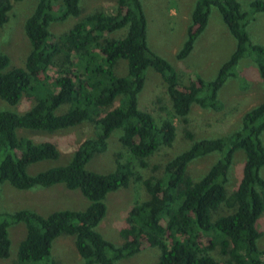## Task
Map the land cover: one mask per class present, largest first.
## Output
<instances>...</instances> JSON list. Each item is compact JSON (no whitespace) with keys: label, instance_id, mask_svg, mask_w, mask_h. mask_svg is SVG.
<instances>
[{"label":"trees","instance_id":"trees-1","mask_svg":"<svg viewBox=\"0 0 264 264\" xmlns=\"http://www.w3.org/2000/svg\"><path fill=\"white\" fill-rule=\"evenodd\" d=\"M17 1L0 0V26ZM56 2L36 0L25 18L23 31L31 48L23 67L3 71L8 57L0 53V99L13 105L22 93L41 94L21 114L0 110V183L7 182L16 189L61 183L69 190L78 189L88 204L83 210H55L46 216L26 208L0 212V258L8 254V226L21 222L24 236L17 245L14 264L39 260L56 264L49 251L52 240L61 234L72 236L82 264H114L137 253L143 245L158 250L155 264H219L210 254L215 247L219 254L227 255L230 264H264V250L255 244L260 232L254 227L264 211V179L259 175L264 163L259 138L264 128V95L242 114L237 130L227 136L193 141L164 163L159 176L140 177L131 163L118 160L107 173L85 169L93 153L105 150L106 139L115 128H121L118 141L141 168L147 166L145 158L158 147L171 145L174 118L184 137L191 139L186 127L190 105L218 110L217 91L227 77L234 75L235 65L244 56L254 62L264 92V46L253 44L245 30L254 12H264V1L252 0L249 12H241L237 0H194L190 23L175 57L183 59L189 54L206 25L210 7L216 8L235 46L212 79L196 76L186 85H180L172 66L148 48L140 0H116L114 12L96 10L55 35L49 31V23L80 13L79 0ZM123 27L122 37L104 34ZM118 59L126 61L123 76L113 73ZM53 66L55 74L46 83L40 74ZM147 67L160 75L171 108L170 115L158 124L136 104ZM118 95L123 97L120 103L108 108ZM63 104L65 111L56 114L55 109ZM82 121L93 123L96 136L79 142L66 164L27 174L29 164L55 159L57 150L49 141L35 143L17 136V128L51 132ZM236 150L244 153L241 175L236 188L226 195L224 184ZM213 151L221 152L220 158L200 178L192 180L185 173L186 165ZM132 178L141 181L147 198L128 209L118 230L122 242L113 244L95 229L105 214L103 199L106 193L126 187ZM221 203L234 207V211L212 219L211 212Z\"/></svg>","mask_w":264,"mask_h":264},{"label":"rangeland","instance_id":"rangeland-1","mask_svg":"<svg viewBox=\"0 0 264 264\" xmlns=\"http://www.w3.org/2000/svg\"><path fill=\"white\" fill-rule=\"evenodd\" d=\"M237 1L241 12H249V3L252 0ZM59 2L60 0H57L56 3ZM35 3L36 0L15 2L7 12V20L0 26V53L8 57V64L3 71L12 67H23L26 55L31 48L23 31V23L32 12ZM140 3L145 16L147 46L172 66L177 74L178 83L186 85L196 76L203 80L212 79L220 64L228 58L235 46V40L225 28L216 8L210 7L206 25L195 39L189 54L183 59H177L175 52L184 39L185 27L190 23V11L194 0H140ZM115 5L116 0H79L80 13L77 17L69 16L63 21L51 22L48 29L52 34L57 35L67 31L80 17L96 10L114 12ZM245 30L253 44L264 46V12H254L247 21ZM124 33L125 27L104 34L108 37L119 38ZM55 70V66L48 68L40 74V78H44L43 81L46 83L50 82ZM233 72L234 75L227 77L217 91V98L220 102L218 110L202 109L195 104L190 105L186 115L188 119L186 127L192 133L191 139L184 137L179 121L174 118L172 121L176 129L171 145L158 147L152 155L145 158L147 166L141 168L137 166L136 160L126 148L119 143L118 136L121 128H115L106 139L105 150L93 153L85 163V169L107 173L113 170L114 161L118 160L131 163L132 169L140 177H146L149 174L159 176L164 163L187 149L193 141L227 136L237 130L240 127L242 114L255 106L263 98L264 92L257 68L250 56L239 59ZM113 73L119 76L126 74L124 59L117 60ZM143 74V85L136 97L137 108L149 112L154 122L158 124L160 120L170 115V103L160 75L150 67H147ZM38 92L22 93L13 105L0 99V110L21 114L28 110L36 98L41 95ZM122 98V95H118L108 108L118 105ZM65 109L66 105H60L55 109V113H62ZM15 132L17 136H26L35 143L49 141L57 150L55 159H44L29 164L26 172L32 175L50 167L66 164L78 143L96 136L97 129L92 122L82 121L75 126L51 132L24 128H17ZM259 138L264 148V128ZM220 156L221 152L213 151L196 157L186 165L185 173L192 180H197ZM243 160V151L236 150L232 155L227 171V181L224 184L226 195L232 192L238 184ZM153 165L156 166L155 170H152ZM259 175L264 179V163L259 169ZM146 198L147 194L141 181L135 178L130 179L126 187L106 193L103 199L105 214L95 229L105 240L120 244L122 239L118 230L124 225L128 209L134 203ZM87 204V199L78 189L69 190L61 183L46 187L34 186L29 189H16L7 182L0 183V212H13L26 208L41 216H46L55 210H83ZM233 211L234 207H227L221 203L211 212V218L230 214ZM254 227L260 232L255 240L256 248L264 250V211L258 215ZM7 234L8 254L5 258H0V264L16 262L17 245L24 236V225L21 222L10 224ZM72 239L70 235L61 234L52 240L49 257L56 264H82V259L76 252ZM158 254L156 248L143 245L137 253L117 260L114 264H155ZM210 254L219 264H230L227 262V255L219 254L217 247L213 248ZM25 264H43V261H30Z\"/></svg>","mask_w":264,"mask_h":264}]
</instances>
